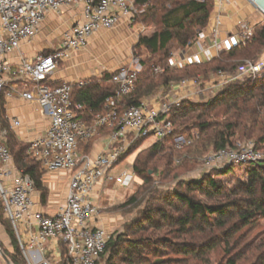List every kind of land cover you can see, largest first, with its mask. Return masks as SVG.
<instances>
[{"label": "built area", "instance_id": "obj_1", "mask_svg": "<svg viewBox=\"0 0 264 264\" xmlns=\"http://www.w3.org/2000/svg\"><path fill=\"white\" fill-rule=\"evenodd\" d=\"M233 1L215 0L207 25L171 56L172 67L182 68L210 61L213 57L209 56V51L212 46L219 48L218 36L222 32L235 35L240 43L252 39L256 28L264 22V0H245L250 11L238 12V22L228 26L224 22L226 14L217 6ZM70 5L82 6L83 20L64 31L59 48L53 53L22 59L15 75L31 83L32 88L10 92V95L19 94L38 103L48 116L45 134L31 142L28 152L44 170L69 172L66 201L57 214L48 215L34 209L35 181L16 166L6 145L8 130L0 127V202L28 264H54L43 255L45 243L51 241L64 242L67 250L65 264H98L112 234L106 227L93 223L100 208L92 197L95 187L103 180L116 183L121 192L135 182V174L131 170L114 171L129 148L139 140L169 136H173L177 149L191 145L195 136L175 134L174 123L169 117L172 105L186 99L194 100L205 90L216 93L234 81L264 75V58L257 61L247 59L232 73L219 69L203 81L197 77L181 79L179 84L187 94L172 100L155 96L120 110L115 99L107 97L105 111L95 113L91 122H87L82 116L85 106L72 100V84L50 85L45 80L73 53L85 49L96 34L116 28L123 19L132 23L141 12L140 8H145L147 3L139 5L138 0H0V110L10 70L8 54L18 50L23 40L38 33L48 12H60ZM139 62V58L134 57L131 63L113 72L112 80L117 85L119 96L134 90ZM12 123L20 125L18 119H13ZM100 129L109 131V148L94 156L81 152L80 144L91 140ZM263 159L264 154L254 141L237 140L232 146L210 151L205 157L204 167L222 168ZM22 223L28 233L26 241Z\"/></svg>", "mask_w": 264, "mask_h": 264}, {"label": "trees", "instance_id": "obj_2", "mask_svg": "<svg viewBox=\"0 0 264 264\" xmlns=\"http://www.w3.org/2000/svg\"><path fill=\"white\" fill-rule=\"evenodd\" d=\"M170 1L172 6L159 17L160 28L139 39V45L146 47L151 56L139 62L134 90L119 96L117 85L112 80L113 73L105 72L101 79H93L80 87L77 96L72 91L73 102L85 106L82 116L105 111V100L110 96L123 110L130 105H139L143 98L160 89L167 91L173 82L183 78L202 76L207 79L219 69L232 73L244 60L260 59L264 52V24L256 28L251 40L222 52L204 64L172 67L169 63L172 48L185 46L196 37L198 30L207 25L215 2ZM151 2L138 0L139 5L147 3L146 8ZM158 67L162 69L161 73H155ZM169 117L174 123L175 134L195 136L193 143L177 149L173 136H169L139 153L133 168L144 182L124 205H145L126 226L127 231L110 238L101 258L109 251L105 264H188L189 259L209 264V254L223 244L226 262L219 264H241L246 259L253 260L252 264H264V251H260L263 242L258 246L249 242L241 246L245 233L236 236L245 227H251L256 220L264 218V159L242 163L249 167L248 180L228 192L225 200L213 203L197 198L192 191L204 189L206 183L212 191L220 193L223 187L219 186L214 175L229 174L237 164L214 168L212 170L217 171L215 174H206L202 179L181 180L171 191L155 188L154 176L150 173L152 169L156 174L162 167L159 173L163 179L175 178L184 164L196 163L206 152L232 146L239 138L253 140L257 149L261 150L259 144L264 143V75L234 81L208 100H182L172 105ZM14 138L15 135L8 131L6 145L15 164L34 179L36 190L44 199L47 192L42 181L41 164L29 154V145ZM141 141L129 148L124 156L132 154ZM168 141L171 144L166 146ZM0 220L12 239L14 251L1 248L12 264H25L11 222L1 215ZM234 251L237 252L233 254ZM175 254L178 257L175 258Z\"/></svg>", "mask_w": 264, "mask_h": 264}, {"label": "crops", "instance_id": "obj_3", "mask_svg": "<svg viewBox=\"0 0 264 264\" xmlns=\"http://www.w3.org/2000/svg\"><path fill=\"white\" fill-rule=\"evenodd\" d=\"M217 8L226 14L224 22L228 26L232 23L236 24V22H238V12H242L243 10L245 12L250 11V7L245 0H235L231 3L224 2L220 6H217ZM82 12L83 8L81 5L65 6L60 12H48L38 33L29 39L23 40L20 48L7 56L10 70L6 76L7 84L1 96L2 106L0 110V127L6 128L8 131L12 132L16 137L14 139L23 144L30 145L31 142L44 135L49 125V119L38 103L28 101L19 94L14 93L10 95V92L14 89L23 90L32 88L31 83H27L15 75L17 66L21 64L22 59H35L40 55H47L57 50L64 31L77 21L83 20ZM121 26L130 27L132 26V23L123 19L116 28ZM108 31L96 34L85 49L73 53L69 59L63 62L58 70L45 80V82L50 85L69 82L73 86L74 95L77 96L80 87L89 84L93 79H101L105 72L113 73L119 70L121 66L129 64L123 63L117 67L115 63L107 60L110 57V52L106 50V44L103 43L104 41L101 40V37ZM218 42L220 43L219 48L217 49L212 46L209 51L213 57L212 59L218 57L222 52L240 44L235 35L228 34L227 32L219 34ZM85 53L90 55L89 58L92 61V65L83 60V55ZM197 78L201 81L205 80L202 76H198ZM186 94L187 91L185 88H183L179 84V81H177L173 82L167 91L160 89L142 100L155 96L168 97L172 100L176 97H183ZM83 116L87 122H91L92 116H89L88 113ZM13 119H18L20 125H13ZM94 137L88 142H82L80 144L81 152L90 153L94 156L109 148V131L107 129H100ZM158 140L159 139L155 137H150L145 139V143H152L153 145ZM134 160V153L125 156L120 164L115 167L114 171L120 172L124 169H129L134 172L135 178H137V174L133 168ZM41 172L43 185L46 188L47 194L43 199L41 192L39 190L35 191L33 194L35 202L34 209L48 215H55L66 201L69 172L65 170L48 171L42 168ZM118 192H121L120 186L116 183H108L105 180L95 187L92 200L100 207V213L93 222L95 225L104 226L108 230L115 225V215L112 209L119 201ZM25 229L26 226L22 223L21 230L23 232V239L26 241L28 240V233ZM0 237V241L4 243L5 248H7L9 252H13L14 248L12 239L1 222ZM66 252L67 250L64 242L51 241L48 243V247L45 248L43 255L51 259L54 264H65ZM24 258L26 260L25 256Z\"/></svg>", "mask_w": 264, "mask_h": 264}, {"label": "rangeland", "instance_id": "obj_4", "mask_svg": "<svg viewBox=\"0 0 264 264\" xmlns=\"http://www.w3.org/2000/svg\"><path fill=\"white\" fill-rule=\"evenodd\" d=\"M172 4L173 3L170 0H152L148 8L146 7L140 8L142 13L140 14L139 17L134 18V20L132 21V26L130 27L121 26L111 31L105 32L104 35L101 37V40L104 41L103 42L104 44H106V50L110 52V57L107 60L112 61L118 67L122 65L123 63H131V60L134 57L139 58L140 61L149 58L151 56L149 53V50L146 47L139 45V39L140 37L144 35L153 34L155 31H157L160 28L161 24L159 21V17L161 13L164 12L165 9L170 8ZM263 24L264 22L261 25ZM180 47H183V46L176 45L174 48H172L169 63L171 60V56L174 54L176 49ZM209 56H212V55L210 54ZM89 57L90 55L88 53H85L83 55V60L92 65V61L90 60ZM263 57H264V52L261 54V58ZM161 72H162L161 68L158 67L155 69V73H161ZM214 94L215 93L211 90H205L194 100H201V99L208 100ZM193 132L196 134L195 130ZM238 140L244 141V140H251V139L239 138ZM166 144H167L166 146H169L171 142L168 141ZM151 145L152 143L146 144L145 140L143 139L140 142V145L137 147V149L133 152L135 154V160L141 151L148 149ZM259 147H261L260 151L264 154V143L259 144ZM207 154L208 152L200 156L197 159L196 163L190 162L188 164H184L183 166H181L178 170V175L175 178L171 177V178L163 179V177L160 176V173H159L162 167L158 168V171L156 174H153V170L151 169L150 173L154 176L153 185L157 189L171 191L178 185L177 182L181 180L188 181L192 179H202L204 175L206 174H215L217 171L212 170L214 168L207 169L204 167V160ZM248 168H249L248 165L237 164L235 168L229 174H222V175L215 174L214 178L218 181L219 186L223 187L220 193H217L216 191H212L208 187V184L205 183L203 187L204 189L192 191V195H195L197 198L205 202H209V203L223 201L227 198L228 192H230L235 186H238L240 185L241 182L248 180L249 178ZM143 182H144L143 178L137 175V178H135V182H133V184L129 188L125 189L123 192L117 193L119 197L118 198L119 201L116 204V206H114L112 209L115 215L116 222H115V225L111 229H109V231L112 234L111 236L117 237L119 234H122L123 232L127 231L126 226L130 224V222L134 218H136L139 210L145 205V204L143 205L132 204L128 206L124 205V203L129 199V197L132 194L136 192V190L139 188V186ZM208 192H211V194ZM0 215L4 220L8 221L3 213L1 202H0ZM1 224L3 225L2 222ZM242 233H245L244 234L245 238L243 239L244 243L241 246H243L245 243H248V242L252 246H258L263 242V245L260 251L261 250L264 251V218H259L258 220L255 221V223L251 227H245L236 236ZM0 240H1V237H0ZM1 246L3 247L5 251L7 250V248H5V245L2 241H1ZM45 247H48V242L45 243ZM246 249L247 248H245L243 251L245 252ZM235 252L237 251H234L233 254ZM108 256H109V251L107 252L105 256L101 258L99 264H105V261L108 258ZM173 256H175V258L178 257L176 254ZM208 258H209V264L225 263L226 262V252L224 251V245L220 244V247L213 250L209 254ZM252 261L253 260L247 261V259L242 260L241 264H252ZM0 264H8L3 256H0ZM25 264L27 263L25 262ZM188 264H206V263L196 262V261H193L192 259H189Z\"/></svg>", "mask_w": 264, "mask_h": 264}, {"label": "water", "instance_id": "obj_5", "mask_svg": "<svg viewBox=\"0 0 264 264\" xmlns=\"http://www.w3.org/2000/svg\"><path fill=\"white\" fill-rule=\"evenodd\" d=\"M0 254L1 256H3L5 258V260L7 261L8 264H12L9 259L7 258V256L5 255L3 249L0 247Z\"/></svg>", "mask_w": 264, "mask_h": 264}]
</instances>
